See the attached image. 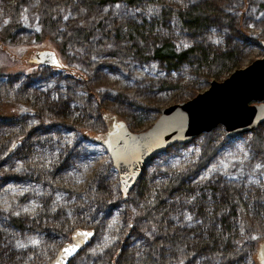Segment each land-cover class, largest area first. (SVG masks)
I'll return each instance as SVG.
<instances>
[{"label":"rangeland","instance_id":"1","mask_svg":"<svg viewBox=\"0 0 264 264\" xmlns=\"http://www.w3.org/2000/svg\"><path fill=\"white\" fill-rule=\"evenodd\" d=\"M17 1L0 0V28L10 23L6 8ZM150 1L156 0L142 2ZM165 1L186 8L198 0ZM39 3L25 0L21 4L19 27L3 43L4 47L0 46V105L14 116L0 120V158L4 159L0 165V264H47L76 228L95 232L93 241L77 257L78 264H93L95 257L117 242L126 228L127 214L132 219L138 217L142 206L158 198L173 174L185 172L194 163L207 134L157 155L125 200L118 175L111 168L107 181L112 192L105 199L106 207L99 208L93 202V181L110 159L102 145L85 140L75 129L88 118L93 120L90 92L98 93L96 102L131 132L147 130L162 109L192 99L207 89L210 81H222L234 70L264 57V0H225L222 13L211 19L200 38L193 39L173 22L154 25V37L171 40L180 48L196 42L212 52L209 57L234 51L233 63L237 66L218 78L210 77L206 68L192 62L168 69L155 59H124L110 53L115 44L104 42L103 33L119 30V35L124 34L129 25L142 26L144 21L152 20L143 4L129 6L123 1L98 7L88 19L79 0H71L60 11V21L79 19L80 25L93 24L94 49L81 46L70 52L71 56L83 57L92 68L78 60L66 64L60 56L61 68L29 65L26 60L35 52L56 51L49 39H37ZM238 25L248 34L247 39L236 32ZM79 75L88 79L90 89L78 83ZM26 131L23 153L10 154L9 148L21 141L19 137ZM213 131L212 146L227 136L223 126ZM253 133L264 136V123L252 133L220 143L209 163L189 178L192 191L188 199L187 194L176 192L167 198L165 204L171 209L163 213L165 229L170 236L179 238L182 246L193 250L189 258L169 264H226L222 259L212 261L211 246L236 250L237 254L242 251L240 261L237 258L231 264L253 263L252 254L244 253L243 247L255 238L264 240V203L261 200L256 204L257 198L264 199V152L252 146ZM231 191L248 206L246 216L240 203L236 207L232 226L237 234L230 235L236 236L234 241L220 234L221 219L228 223L231 220L230 212L219 206L225 196L233 199ZM8 216L19 219L23 227H15ZM47 228L55 231H46ZM146 248L144 237L131 231L124 250L138 257ZM167 251L173 256L172 250Z\"/></svg>","mask_w":264,"mask_h":264},{"label":"trees","instance_id":"2","mask_svg":"<svg viewBox=\"0 0 264 264\" xmlns=\"http://www.w3.org/2000/svg\"><path fill=\"white\" fill-rule=\"evenodd\" d=\"M25 0H18L12 7L6 8L10 16V23L0 28V46L8 41L12 33L19 27L18 21L21 14V4ZM39 10L37 13L40 30L37 39L49 41L54 45L57 56L63 58L66 64H71L77 60L85 63L92 68L87 60L81 56H71L70 52L75 47H89L94 49V27L90 22L80 25L79 19L77 20H64L60 21V11L63 6L70 4L71 0H39ZM82 6L85 8V19L92 16L95 9L104 6L107 3H114L123 1L129 6L143 4V9L151 13V22L144 21L142 26L136 24L129 25L127 31L124 34L119 35V30L111 33H103L104 42H114L115 48L110 51L113 55H120L124 59H128L131 56H135L141 60L155 59L159 64L165 66L168 69H175L176 66L185 62L196 63L199 68H206L208 74L212 78L220 77L224 72L234 69L237 65L233 63L236 58L235 52L228 50L227 52L218 53L212 55V52L203 50L198 43H194L191 47L180 48L176 46V43L169 41H161L160 38L153 36L154 25H168L173 22L178 30L185 31L194 38H200L202 34L207 32L209 24L212 18L219 16L223 11V4L225 0H198L193 6L180 8L168 4L165 0H156L154 2H142L145 0H79ZM87 21V20H85ZM145 26V27H144ZM149 28V29H147ZM238 34L247 39L248 34L242 31V27L238 25L235 29ZM62 66V65H61ZM61 68V67H60ZM79 84L90 89V85L87 78H83L79 75ZM88 91V90H87ZM91 91V90H89ZM20 95H23V90H18ZM97 96V97H96ZM99 94L90 92L91 102L94 104L93 120L87 119L84 124L76 126V131L85 139L90 140L93 143L101 144L103 135L107 129V123L105 117L108 116V112L104 111L103 107L96 101ZM92 97V98H91ZM24 97H20L23 99ZM14 116L7 114V110L3 105H0V120L6 118L12 119ZM69 126L66 124V127ZM94 128V129H93ZM104 128V131L99 130ZM29 131L21 134L19 139L21 141L15 142L13 146L9 148V153L14 155H21L24 151L23 140ZM214 137V131L208 133L201 143V151L198 159L186 168L185 172L175 173L172 176L171 182L159 192L158 198L151 204H144L141 208L140 215L135 219H132L130 213L127 214L126 228L121 232V235L117 242L106 250V253H100L98 257H95L93 264H169L171 262L179 263L182 259L189 258L193 250L182 246L181 241L177 237L170 236V232L165 229V222L163 221V213L170 211L169 204H165L167 198L174 192L179 194H191L192 189L189 187L190 177H195L196 173L205 167L210 158L214 155L216 148L228 140L225 136L223 141L217 145L212 146L211 140ZM219 145V146H218ZM252 146L259 152H264V136L258 133L252 134ZM218 149V148H217ZM3 157L0 158V165L3 163ZM111 169V164H103L101 170L95 175L93 186L94 198L93 202L99 208L106 207L105 199L112 192V187L107 181L108 171ZM141 178L139 182L142 180ZM189 180V181H188ZM137 183V186L139 184ZM136 186V187H137ZM136 189V188H135ZM135 191V190H134ZM133 191V192H134ZM234 193V191H231ZM233 199H230V195L225 196L222 203H220L219 209H227L230 212V220L221 219L222 236H228L229 240L234 241L236 236V230L233 229L232 222L236 217V207L239 205L243 208V215H247V205L241 202V197L238 194H232ZM263 197L257 198L256 204H259ZM229 199V200H228ZM259 200V202H258ZM235 205H232L234 204ZM231 204V205H230ZM264 209V204H263ZM159 213H158V212ZM11 223L17 227L22 228V223L14 216H8ZM246 219V218H245ZM142 223V225H137ZM46 231L54 232V229L47 228ZM131 231H135L139 236L144 237L148 244V248L138 257L132 256L131 252L124 250V245L127 237ZM260 239L255 238L249 245L243 247L244 253L250 252L252 254L253 263L258 264L255 260V252L258 245L261 243ZM167 249L173 251V256H170ZM210 258L212 261L222 259L226 264H231L232 261L240 258L243 252L237 254L236 250L221 249L218 246H211L209 248ZM168 254V255H166ZM237 259V260H238ZM78 258H76L71 264H78ZM231 262V263H230ZM34 264H40L35 261Z\"/></svg>","mask_w":264,"mask_h":264},{"label":"water","instance_id":"3","mask_svg":"<svg viewBox=\"0 0 264 264\" xmlns=\"http://www.w3.org/2000/svg\"><path fill=\"white\" fill-rule=\"evenodd\" d=\"M29 65L60 68L56 52L42 50L26 60ZM106 132L100 145L118 175L122 200L134 190L151 161L175 145H188L202 134L223 126L233 139L254 132L264 123V57L234 70L222 81L212 80L192 99L166 107L145 131L131 132L115 116H106ZM92 233V235H80ZM93 230L76 228L47 264H71L93 241ZM71 254L65 248L76 246ZM258 264H264V240L255 252Z\"/></svg>","mask_w":264,"mask_h":264},{"label":"snow or ice","instance_id":"4","mask_svg":"<svg viewBox=\"0 0 264 264\" xmlns=\"http://www.w3.org/2000/svg\"><path fill=\"white\" fill-rule=\"evenodd\" d=\"M80 235H87V236H90L92 235V233H81ZM255 237H253L254 239ZM33 243H35V241H33ZM76 247H78V245L76 246H72L71 248H65L63 251L65 253H68V254H71L72 252H74L76 250Z\"/></svg>","mask_w":264,"mask_h":264},{"label":"built area","instance_id":"5","mask_svg":"<svg viewBox=\"0 0 264 264\" xmlns=\"http://www.w3.org/2000/svg\"><path fill=\"white\" fill-rule=\"evenodd\" d=\"M198 156H199V154H198L197 156H195V161L198 159ZM195 161H194V162H195ZM184 167H185V166H184Z\"/></svg>","mask_w":264,"mask_h":264}]
</instances>
